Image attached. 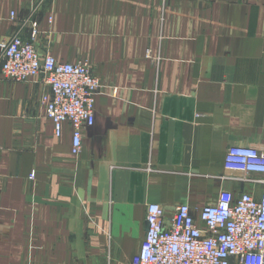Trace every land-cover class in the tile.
Here are the masks:
<instances>
[{
	"label": "crops",
	"instance_id": "crops-1",
	"mask_svg": "<svg viewBox=\"0 0 264 264\" xmlns=\"http://www.w3.org/2000/svg\"><path fill=\"white\" fill-rule=\"evenodd\" d=\"M33 21L41 56L102 88L74 155L43 77L6 79L0 53V264H131L148 205L264 192L225 169L231 147L264 150V0H0V42Z\"/></svg>",
	"mask_w": 264,
	"mask_h": 264
},
{
	"label": "built area",
	"instance_id": "built-area-1",
	"mask_svg": "<svg viewBox=\"0 0 264 264\" xmlns=\"http://www.w3.org/2000/svg\"><path fill=\"white\" fill-rule=\"evenodd\" d=\"M11 19L15 20V13ZM31 24L29 39L16 33L0 42L3 75L16 82L43 77L48 88L42 98L46 117L53 122L57 138L70 124L73 154L78 155L84 130L95 124L101 78L88 62L62 63L50 54L41 56L39 24ZM225 169L244 179L263 176L254 182L264 184V150L231 147ZM131 264H264V192L235 197L224 190L217 204L196 208L182 204L171 216L159 204L148 205L146 238Z\"/></svg>",
	"mask_w": 264,
	"mask_h": 264
},
{
	"label": "rangeland",
	"instance_id": "rangeland-1",
	"mask_svg": "<svg viewBox=\"0 0 264 264\" xmlns=\"http://www.w3.org/2000/svg\"><path fill=\"white\" fill-rule=\"evenodd\" d=\"M150 55H151V54H150ZM109 260L112 261L111 258H110Z\"/></svg>",
	"mask_w": 264,
	"mask_h": 264
}]
</instances>
